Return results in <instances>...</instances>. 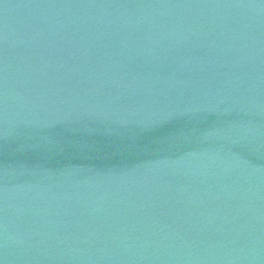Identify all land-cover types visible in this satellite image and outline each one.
<instances>
[{"label": "water", "instance_id": "obj_1", "mask_svg": "<svg viewBox=\"0 0 264 264\" xmlns=\"http://www.w3.org/2000/svg\"><path fill=\"white\" fill-rule=\"evenodd\" d=\"M0 264H264V0H0Z\"/></svg>", "mask_w": 264, "mask_h": 264}]
</instances>
